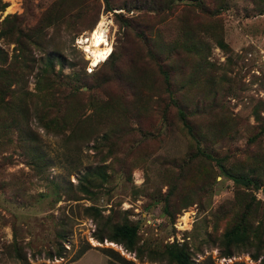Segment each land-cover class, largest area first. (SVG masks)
Here are the masks:
<instances>
[{"label": "rangeland", "instance_id": "1", "mask_svg": "<svg viewBox=\"0 0 264 264\" xmlns=\"http://www.w3.org/2000/svg\"><path fill=\"white\" fill-rule=\"evenodd\" d=\"M125 221L133 248L107 236ZM174 242L264 254V0H0V264H176Z\"/></svg>", "mask_w": 264, "mask_h": 264}, {"label": "trees", "instance_id": "2", "mask_svg": "<svg viewBox=\"0 0 264 264\" xmlns=\"http://www.w3.org/2000/svg\"><path fill=\"white\" fill-rule=\"evenodd\" d=\"M220 44L225 45L222 42H220ZM164 78L166 81H168V77H167L166 72H164ZM179 115L183 120V124H184L187 132L190 134V136L193 139L196 140L195 135L192 131V126L185 119L184 112L180 110ZM197 152H198V154H203L207 157L214 159V161L223 170L225 175L228 176L234 183H236L238 185H243L245 187L250 186L252 184L257 186L256 179H254L250 175L241 174V173H234L230 169L225 167V165L223 163L224 157H213L211 154L201 151V149L199 147L197 148ZM85 180H87V179H85ZM83 188L87 189V187H85V186H83ZM247 229H248L247 225L236 222V223L230 225L225 230L223 236L226 239V242L230 243V242L242 239L245 236ZM137 231H138V224L137 223L125 221L122 223L111 224L109 226V232H108L107 236L110 239L123 242L126 245V247H128V248H133L134 245L136 244V238L138 235ZM102 236H103L102 234L99 235L100 238H102ZM83 249L85 250L86 248L85 247L82 248V250H80V252L76 255L75 258H78L81 255V253L84 251ZM107 251L106 252L108 254H110V255L113 254L114 256L118 257L119 259L123 260L126 263L135 264L132 261H129V260L125 259L124 257H122L115 250H113L111 248L107 249ZM165 254L168 255V257L173 262H175L176 264H190V258H189L188 252L182 243L178 244V243L174 242L171 244H167L165 246ZM257 256L258 255H256L255 257L257 258ZM259 264H264V254H262Z\"/></svg>", "mask_w": 264, "mask_h": 264}, {"label": "bare ground", "instance_id": "3", "mask_svg": "<svg viewBox=\"0 0 264 264\" xmlns=\"http://www.w3.org/2000/svg\"><path fill=\"white\" fill-rule=\"evenodd\" d=\"M107 21L108 20H106V19L101 20V22L98 24L97 28L91 32L90 41L85 43V45H84V42L86 40V36L84 37V39L81 36V40H79L81 43H83V45H84L83 48L88 50L89 52H91L93 56H98L101 54L104 55L103 57L100 56L101 58H99V59H96L95 57H89L88 56L91 59V65L92 66L97 65L99 60L101 61V60L106 59L108 57L111 49H112L110 42L106 38L107 34L105 33L106 32L105 26H106Z\"/></svg>", "mask_w": 264, "mask_h": 264}, {"label": "built area", "instance_id": "4", "mask_svg": "<svg viewBox=\"0 0 264 264\" xmlns=\"http://www.w3.org/2000/svg\"><path fill=\"white\" fill-rule=\"evenodd\" d=\"M107 38V37H106Z\"/></svg>", "mask_w": 264, "mask_h": 264}]
</instances>
